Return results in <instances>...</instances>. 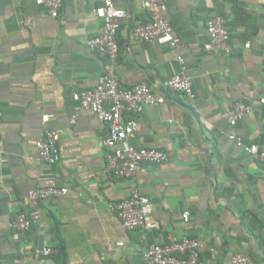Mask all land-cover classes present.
Segmentation results:
<instances>
[{
  "label": "crops",
  "instance_id": "obj_1",
  "mask_svg": "<svg viewBox=\"0 0 264 264\" xmlns=\"http://www.w3.org/2000/svg\"><path fill=\"white\" fill-rule=\"evenodd\" d=\"M113 3L126 18L111 64L86 46L100 25L96 0H63L56 18L32 0H0V264H143L148 246L183 238L200 244V264H231L233 254L264 264L261 165L229 139L264 147V0H165L193 99L165 89L179 71L175 52L131 40L149 20L142 0ZM212 17L224 21L229 52L204 51ZM110 72L125 89L142 84L164 99L144 108L129 143L167 158L134 180L107 171L106 126L72 99ZM237 101L253 111L231 128L222 114ZM48 130L61 132L53 165L36 148ZM35 187L68 194L34 209ZM133 189L151 200L155 230L128 232L111 209ZM20 213L32 222L23 235L11 229ZM37 246L55 253L36 258Z\"/></svg>",
  "mask_w": 264,
  "mask_h": 264
},
{
  "label": "built area",
  "instance_id": "obj_2",
  "mask_svg": "<svg viewBox=\"0 0 264 264\" xmlns=\"http://www.w3.org/2000/svg\"><path fill=\"white\" fill-rule=\"evenodd\" d=\"M37 6L45 8L52 18H56L62 8L63 0H32ZM99 5L94 9V15L100 25L97 34L87 41L86 46L99 57L113 64L118 57L117 33L120 21L126 18V13L114 6L113 0H96ZM142 7L148 13L149 20L137 25L131 32L133 42H155L166 46L176 54L179 71L165 83V89L193 99L192 85L185 73V62L180 55L182 42L174 33L170 21L166 18L165 0H142ZM205 28L208 43L204 46L206 52H229L228 33L224 21L219 17L206 20ZM112 67V65H111ZM78 110L90 111L104 126L107 133L103 146L107 150V171L116 179L134 180L146 172V165L163 163L167 156L156 149L137 148L129 143L137 132V118L145 107L157 106L163 103V96L157 95L151 88L138 84L130 89L121 87L118 79L111 72L102 75L96 85L83 92L72 95ZM264 106V98L258 101ZM253 111V106L247 102L237 101L223 112L222 118L231 127ZM75 119V118H74ZM73 119V120H74ZM1 121V111H0ZM261 134L264 136V115L262 118ZM61 132L48 130L43 132L36 142L40 160L53 165L59 160L58 143ZM237 147L260 163L264 179V147H243L239 139L229 137ZM67 188L35 187L28 192L29 204L38 209L40 202L56 200L67 196ZM111 209L117 215L124 230L152 231L157 228L153 219L154 208L151 200L133 189L127 199L111 203ZM189 212L182 213L184 223L189 221ZM31 220L24 214H16L11 222V229L23 235L31 228ZM122 244H119L121 246ZM55 250L47 246L33 248L36 258H48ZM200 244L191 238L172 241L168 244H152L143 253V264H200ZM1 261V257H0ZM231 264H249L241 254L231 256Z\"/></svg>",
  "mask_w": 264,
  "mask_h": 264
}]
</instances>
